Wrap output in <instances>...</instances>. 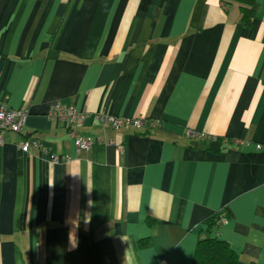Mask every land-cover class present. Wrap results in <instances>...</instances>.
I'll return each mask as SVG.
<instances>
[{"label":"crops","instance_id":"crops-1","mask_svg":"<svg viewBox=\"0 0 264 264\" xmlns=\"http://www.w3.org/2000/svg\"><path fill=\"white\" fill-rule=\"evenodd\" d=\"M251 10L248 25L235 1L0 0V103L28 111L0 143V264H193L220 210L209 235L264 264V0ZM57 101L85 124L49 119ZM76 134L100 141L75 153Z\"/></svg>","mask_w":264,"mask_h":264},{"label":"built area","instance_id":"built-area-1","mask_svg":"<svg viewBox=\"0 0 264 264\" xmlns=\"http://www.w3.org/2000/svg\"><path fill=\"white\" fill-rule=\"evenodd\" d=\"M27 108H10L0 103V143L5 141V134L7 132H19L21 126L24 124L26 116H27ZM96 119L101 121L104 124H107L113 128H118L121 126H134L137 128L140 127H152L154 125V121L151 119L144 118L142 116L135 117H119L115 115H111L104 111H98L93 115ZM47 117L49 119H56L61 123H64L68 126H82L85 124L89 115L85 111H79L72 103L67 102H54L48 109ZM197 136L200 138H204L202 133H197ZM100 141L99 138H95L92 136H81L76 134L73 138V147L75 153L80 150L88 149L92 144ZM112 143V141H109ZM257 147H260V144H257ZM18 148L27 153L32 149H40L43 152H47L48 149L46 146L40 142L36 138L25 137L22 138L18 142ZM118 150H122V145L117 146ZM64 159H69L70 156L66 155L63 157ZM51 161L54 163L59 161V158L55 155L50 156ZM226 221L225 213L220 218V223Z\"/></svg>","mask_w":264,"mask_h":264},{"label":"trees","instance_id":"trees-1","mask_svg":"<svg viewBox=\"0 0 264 264\" xmlns=\"http://www.w3.org/2000/svg\"><path fill=\"white\" fill-rule=\"evenodd\" d=\"M225 5L237 2L240 8L241 19L244 23H251L252 0H221ZM223 211H217L205 219L206 229L201 230L196 242L193 264H236L237 254L227 241L209 235V230L220 224ZM226 216V214H225Z\"/></svg>","mask_w":264,"mask_h":264}]
</instances>
